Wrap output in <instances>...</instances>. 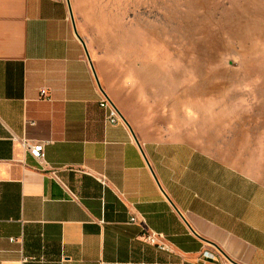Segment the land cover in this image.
Wrapping results in <instances>:
<instances>
[{"label": "crops", "instance_id": "0c3cea01", "mask_svg": "<svg viewBox=\"0 0 264 264\" xmlns=\"http://www.w3.org/2000/svg\"><path fill=\"white\" fill-rule=\"evenodd\" d=\"M70 8L89 58L67 0H0V264H214L196 261L204 248L264 264V66L222 83L204 133L135 139L104 121ZM19 138L43 142L47 166Z\"/></svg>", "mask_w": 264, "mask_h": 264}, {"label": "rangeland", "instance_id": "374dc122", "mask_svg": "<svg viewBox=\"0 0 264 264\" xmlns=\"http://www.w3.org/2000/svg\"><path fill=\"white\" fill-rule=\"evenodd\" d=\"M69 2L102 90L140 138L204 133L222 83L264 66V0Z\"/></svg>", "mask_w": 264, "mask_h": 264}, {"label": "built area", "instance_id": "2783aa9c", "mask_svg": "<svg viewBox=\"0 0 264 264\" xmlns=\"http://www.w3.org/2000/svg\"><path fill=\"white\" fill-rule=\"evenodd\" d=\"M41 95H46L44 89L40 90ZM100 98H99V105L106 110V114L104 117L105 123L108 124H123L125 120L123 119L119 109L117 108L116 104L110 99V97L103 91H99ZM16 138V137H15ZM19 141L23 145V147L27 150V152L37 159L40 163L44 164V143L43 142H32L27 140L26 138H19ZM50 168V167H49ZM50 173L55 176V169H50ZM56 177V176H55ZM99 181L104 183L105 177L103 175H99L97 177ZM129 221L132 223H136L141 228L140 237L143 241L155 246L156 249L166 251L169 253H175L176 249L172 243H170L162 233L154 231L150 229L144 218L142 216L131 215L129 217ZM196 261L204 263L207 261H211L214 264H240L231 261L230 259L223 256L219 251L215 250L214 248H204L197 253Z\"/></svg>", "mask_w": 264, "mask_h": 264}, {"label": "water", "instance_id": "95a60500", "mask_svg": "<svg viewBox=\"0 0 264 264\" xmlns=\"http://www.w3.org/2000/svg\"><path fill=\"white\" fill-rule=\"evenodd\" d=\"M67 3H68V5H69L70 16H71V20H72V24H73V28H74L75 34H76V36L79 38V40L81 41V43L83 44L84 50H85V52H86V56H87V58H89V54H88V52H87V49H86V46H85V42L83 41V39L79 36V34H78L77 31H76L75 24H74V19H73V15H72L71 8H70V2H69V0H67ZM94 74H95V72H94ZM95 78H96L97 83H98V79H97V77H96V74H95ZM98 85H99V83H98ZM123 119H124V118H123ZM124 120H125V119H124ZM125 122H126V120H125ZM126 123H127V122H126ZM130 130H131V129H130ZM131 132H132V130H131ZM132 134H133V132H132ZM133 137L136 139V137H135L134 134H133Z\"/></svg>", "mask_w": 264, "mask_h": 264}]
</instances>
